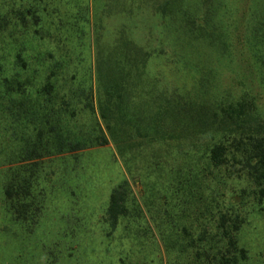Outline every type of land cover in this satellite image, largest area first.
<instances>
[{"label":"trees","instance_id":"1","mask_svg":"<svg viewBox=\"0 0 264 264\" xmlns=\"http://www.w3.org/2000/svg\"><path fill=\"white\" fill-rule=\"evenodd\" d=\"M101 1L95 11L93 0H0L5 211L31 231L64 175L77 177L86 149L108 139L118 145L127 131L163 145L183 128L186 166L162 194L158 251L134 264H244L239 234L264 201V0H246L236 14L222 0ZM199 40L221 64L241 66L246 86L236 79L212 92V69L183 55ZM161 57L180 74L200 69L195 88L162 83L151 71ZM85 114L95 122L86 129ZM141 213L122 180L109 191L101 221L116 229Z\"/></svg>","mask_w":264,"mask_h":264},{"label":"rangeland","instance_id":"2","mask_svg":"<svg viewBox=\"0 0 264 264\" xmlns=\"http://www.w3.org/2000/svg\"><path fill=\"white\" fill-rule=\"evenodd\" d=\"M197 1L188 0L193 4ZM221 2L227 3L234 14L246 11V0ZM101 3V0H93L95 11ZM163 42L160 38L151 44L156 46ZM209 49L207 43L199 40L189 45L183 55L186 62L198 64L200 69L211 68L212 92H222L234 80L242 79L241 66L221 64L223 62ZM151 64V71L159 72L162 83L168 87L190 89L192 86L193 90L201 76L202 69L196 74L190 73L193 77L178 73L168 58H157ZM235 88L237 92L242 87ZM254 89L257 88L252 87L251 91L256 92ZM80 121L84 129L95 123L88 114ZM184 131L182 128L179 139L167 140L163 145L136 140L127 131L118 145L108 139L104 147L86 149L77 177L75 173L64 175L43 218L31 231L22 230L11 220L0 195V264H123L120 258H125V264H134L143 255L147 260L153 259L160 245L156 220L166 209L162 194L176 179L178 170L186 166L183 153L186 142L181 137ZM127 144L128 148L120 149ZM122 180L130 183L142 213L137 221L124 220L116 229H111L102 223L101 216L109 191ZM138 242L143 243V247L140 248ZM239 243L247 251L248 259L244 264H264V201L261 206L252 208L240 231ZM132 247L134 252L126 259L125 252Z\"/></svg>","mask_w":264,"mask_h":264}]
</instances>
